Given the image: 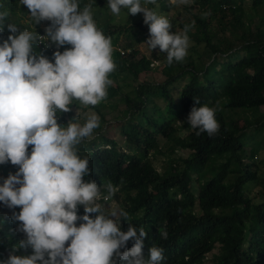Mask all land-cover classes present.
I'll use <instances>...</instances> for the list:
<instances>
[{
	"label": "trees",
	"instance_id": "obj_1",
	"mask_svg": "<svg viewBox=\"0 0 264 264\" xmlns=\"http://www.w3.org/2000/svg\"><path fill=\"white\" fill-rule=\"evenodd\" d=\"M89 4L97 28L111 39L116 67L109 79L122 76L127 80L124 85H110L106 98L96 106L85 105V109L97 112L100 126L94 131L100 132L76 146L78 155L89 159L90 174L83 179L95 181L103 196H107L105 184L113 183L116 192L110 200L128 213L125 221L121 220V231H127L129 223L146 230L145 259L155 243L164 249L162 264H264V172L259 175L254 162L261 141L254 142L249 152L245 149L247 140L260 136L264 126V115L260 113L264 107V0H192L197 9L189 13L185 8L191 20L178 23V27L183 30L190 25V40L195 46L204 44L212 58L199 70L192 57L171 65L165 58L160 72L162 82L142 81L151 71V61L138 57L135 48L149 38L143 16L139 19L123 8L114 15L107 0H79L81 10ZM146 6L157 9L158 15L174 7L169 0H156ZM5 9L9 16L0 25V43L11 34L8 23L16 24L19 30L30 29L21 24V13L28 9L20 0H0V11ZM45 22L51 23L33 22L31 30H38ZM51 45L52 52L33 46V53L54 62V52L71 48L68 44L62 46L64 49ZM222 58L225 67L220 69ZM116 97L125 105L124 118L116 119L124 138L122 151L117 141L102 134L108 126L102 110ZM193 97L217 109L220 128L215 136H198L188 125L191 108L199 107ZM159 99L166 106L159 105ZM79 103L73 100L70 109ZM255 115L259 120L250 137L238 121L249 125ZM56 118L63 127L67 126V118L74 121L70 111H57ZM179 131H187L186 136H178ZM161 138L165 141L162 147ZM178 149L188 150V158L171 159ZM156 154L167 156L169 171L157 172L150 159ZM17 170L11 162L0 164V171L5 173L0 175V185ZM254 188L258 191L251 197ZM19 211V207L9 208L0 202V261L7 260L12 249L26 239L20 222L13 220V213ZM77 215H84L82 205H78ZM82 222L78 220L76 225ZM164 225L169 232L167 240L158 234ZM132 246L129 240L126 247ZM27 249H17L14 254L26 255L27 251L31 255ZM118 264L125 262L119 260Z\"/></svg>",
	"mask_w": 264,
	"mask_h": 264
},
{
	"label": "clouds",
	"instance_id": "obj_2",
	"mask_svg": "<svg viewBox=\"0 0 264 264\" xmlns=\"http://www.w3.org/2000/svg\"><path fill=\"white\" fill-rule=\"evenodd\" d=\"M169 1L173 5L189 2ZM155 3L145 0V4ZM20 4L28 9L30 20L51 23H41L36 31L31 30L34 25L19 30L8 23L11 34L0 43V164L18 166L0 185V202L20 208L13 220L20 222L26 234L0 264H118L119 260L162 264L164 249L155 243L144 257L145 228L129 223L127 231H121V220L128 213L123 209L105 212L101 201L115 194L113 183L105 184L107 196L103 197L95 181L83 179L90 174L89 159L81 158L76 146L100 126L99 117L93 113L83 125L57 123V111H70L73 100L96 106L106 98L112 83L109 74L116 67L110 37L97 28L90 4L82 10L79 0H20ZM107 4L114 15L122 8L133 16L142 13L149 29L144 43L151 51L158 48L165 53L169 65L188 55L190 25L180 33L171 31L169 19L141 0H107ZM8 16V10L0 11V25ZM44 32L45 37L39 36ZM41 38L48 41L39 44ZM52 43L71 48L54 52V62L33 53V46L52 52ZM193 100L199 107L191 108L188 125L198 136L218 134L217 109L202 105L198 97ZM78 205L83 206L82 216L77 215ZM89 214H95L94 218ZM78 220L83 221L79 226ZM158 234L167 240V226H161ZM129 240L133 241L130 249L126 247ZM29 247L31 255L27 251L14 254Z\"/></svg>",
	"mask_w": 264,
	"mask_h": 264
},
{
	"label": "rangeland",
	"instance_id": "obj_3",
	"mask_svg": "<svg viewBox=\"0 0 264 264\" xmlns=\"http://www.w3.org/2000/svg\"><path fill=\"white\" fill-rule=\"evenodd\" d=\"M142 5L146 6L145 3H143V1H141ZM171 3V1H170ZM172 4V3H171ZM148 7V6H146ZM157 8V7H156ZM188 8L189 13H194L195 9H197L196 6H192V0H189V2L187 4H175L173 9L169 10L168 13L162 14L163 16H166L169 21L172 24V29L171 31H174L176 33H180L182 31V29H180L178 27V23H186L188 21L191 20V15L188 13H184V9ZM155 12L158 13V10L155 9ZM22 18H21V24H26L28 26H32L34 25V21L30 20L28 18V16L30 15L29 11H23L22 13ZM159 14V13H158ZM139 19L142 18L143 14L142 13H138L137 14ZM262 17V14H259L258 17ZM118 20V16H116L114 23H116ZM254 23H256L257 18L254 19ZM121 38V37H120ZM120 40L123 41V38H121ZM190 44H189V48H188V55L185 57V59L183 60V62L185 63L187 61L188 57H192V59L194 60L195 64H197V68L199 69H203L204 66L206 64H208V62L211 60L212 55L210 54L209 51H207L204 47V44H199L197 46L194 45V43L190 40ZM62 47V46H61ZM64 49V47H62ZM135 48L139 51V56H144L146 57L148 60L151 61V71L149 72L148 76L144 77L142 81L144 82H162L164 80L163 75L160 73L162 72L161 69L163 67V62L166 58V54L165 53H161L158 49H154V50H150L149 47L146 45V43H139L138 45L135 46ZM62 49V50H63ZM223 59V58H222ZM223 62H221L220 65V69H223L224 66V59L222 60ZM124 80H127L124 78H122V76H118V78H114L112 79V83L111 85L113 87L118 86L120 83L124 85ZM174 94V91H173ZM160 100V99H159ZM159 105L161 106H166V103H163L161 100L158 102ZM124 103L121 101H118V97L112 99L109 101V104L107 107H105L104 110H102L103 112H105L106 114V119L108 121V126H106V128H104L105 132L102 134L107 138V139H111V140H115L118 143V146H120V150L122 151L124 148L123 145V136L120 133V125L121 123L119 122V120L121 118H124V111L122 109H124ZM86 106L79 103V106L75 107V106H71L70 112L73 116L74 121H72L70 118H67L65 120L66 125L68 124V122H74L80 125H83V123L85 122V120L87 119L88 116L92 115L93 113H95L97 116V112L95 110L92 109H85ZM260 113H262V116L264 115V107L260 108ZM254 117H258V115H255L253 117H251V123L248 125L246 124V122L244 120H239L238 121V126H244L245 125V130L244 132L247 135H250L253 133V129H255V124L257 123V120H259V118L254 119ZM119 118V120L117 121L116 119ZM261 118V117H260ZM254 119V120H253ZM180 122H178L176 124V126H179ZM100 131H93V134L90 137L85 138V140H90L92 137H94V135L98 134ZM187 131H179L178 132V136L180 137H184L186 136ZM261 141V145L259 146V152L256 154V157L254 158V162L256 164V167L259 168L258 170V174L259 175H263L262 172H264V126H263V131L260 134V136H254L252 139L249 138L247 140V145L245 147V149L247 150V152H249L251 146L254 144V142H259ZM165 142L163 138L160 139L159 141V146L162 147V143ZM31 147L29 146L28 151L31 152ZM126 152H130L128 151L126 148L124 149ZM162 152H164L165 154H167V150L166 148H162L161 150ZM190 152L188 150H183V149H178L176 153H174L171 156V159L178 161L181 159H186L188 158ZM166 157L163 154H159V155H155L154 157L150 155V159L151 162L154 166V168L157 170V172H162L164 170L169 171V167H168V163L166 162ZM4 175L5 173H3L2 171H0V175ZM195 190L196 187L194 186ZM258 191V188H254L251 190V192L249 193L250 196L254 197L255 193ZM105 197V196H103ZM110 198L108 199V201L104 202V198H103V202L101 201V204L104 207V210L106 213H110L112 211H117L119 212V208H118V204L116 203L115 200H110ZM28 251L31 250V248L27 249ZM210 256V255H209Z\"/></svg>",
	"mask_w": 264,
	"mask_h": 264
},
{
	"label": "built area",
	"instance_id": "obj_4",
	"mask_svg": "<svg viewBox=\"0 0 264 264\" xmlns=\"http://www.w3.org/2000/svg\"><path fill=\"white\" fill-rule=\"evenodd\" d=\"M39 36H41V37H45L46 36V33L44 32L43 34H41V35H39ZM45 41H48L47 39H44V38H41V39H39V44H42L43 42H45Z\"/></svg>",
	"mask_w": 264,
	"mask_h": 264
}]
</instances>
